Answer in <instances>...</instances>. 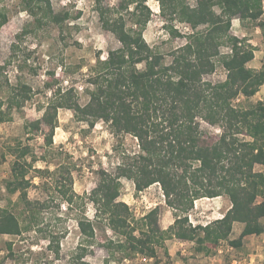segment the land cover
I'll list each match as a JSON object with an SVG mask.
<instances>
[{
    "label": "trees",
    "instance_id": "16d2710c",
    "mask_svg": "<svg viewBox=\"0 0 264 264\" xmlns=\"http://www.w3.org/2000/svg\"><path fill=\"white\" fill-rule=\"evenodd\" d=\"M146 1L121 0L117 6L106 7L98 2L96 11L101 24L116 36L120 46L108 50L105 58L96 55V64L87 79L92 86L87 102L80 104L73 88L55 91L41 118L26 122L29 133L40 131L41 123L48 127L43 135L47 146L53 144L59 108L73 110L76 120L85 121L89 127L102 120L114 135L131 134L138 140L134 162L119 163L114 172L100 170L97 184L88 194L95 217L104 219L117 238L96 241L93 222L79 219V231L86 244H78L72 258L75 264H88L83 257L88 246L96 244L111 252H139L156 259L155 244L169 237L194 241L197 252L211 254L222 240L228 239L234 221L243 227L237 238L228 240L232 246H240L244 236L264 233L260 220L264 217V171L254 170L256 164L264 165V101L249 108L232 103L239 94L250 97L256 93L264 84V67L249 68L247 62L254 57V46L229 32L232 18L237 16L241 21H255L264 37L262 0H195L194 6L185 0H158L162 15L170 14V21L177 19L192 29L185 35V42L170 51L168 63L164 54L149 46L143 37L151 15ZM21 3L38 27L46 21L59 24L68 17L67 12H53L50 0ZM121 10L129 11L131 27L126 28ZM6 21L7 15L0 9V27ZM201 25L204 28L198 29ZM166 27L180 35L172 24ZM26 31L24 28L21 33ZM225 44L230 50L220 53L219 46ZM216 62L224 68L225 78L216 82L204 79L205 74L213 72ZM139 63L144 64L143 68H138ZM28 97L9 95L7 108L20 107ZM198 118L217 125L219 136L205 138ZM8 119V114L0 110V122ZM239 134L243 138H238ZM10 151L16 159L11 164L6 189L19 193L25 209H37L34 206L40 203L27 196L30 180L26 175L32 163L19 160L30 153L29 146L18 142ZM36 171L40 175L50 172L47 168ZM121 177L131 179L136 191L159 183L165 203L181 214L177 212L173 223L163 230L156 223L155 206L143 215L146 229L140 226V236L134 234L136 226L129 220V206L118 200ZM63 179L57 191L71 205L74 194L67 192ZM68 179L67 184L71 181ZM222 194L227 195L230 206L221 217L204 225L192 226L188 222L186 211L195 199ZM34 222L31 211L27 225L22 227L12 210L0 206V234H20ZM53 248L58 254V244Z\"/></svg>",
    "mask_w": 264,
    "mask_h": 264
},
{
    "label": "rangeland",
    "instance_id": "374dc122",
    "mask_svg": "<svg viewBox=\"0 0 264 264\" xmlns=\"http://www.w3.org/2000/svg\"><path fill=\"white\" fill-rule=\"evenodd\" d=\"M120 1L50 0L53 12H67L68 17L59 24L46 21L38 27L34 17L23 9L21 0H0V9L7 15V21L0 27V110L9 116L8 120L0 122V206L12 210L22 227L27 225L31 211L36 218V222L20 234H0V264H71L78 244H86L78 226V220L82 218L93 222L96 241L117 238L104 219L95 217V207L88 194L96 186L100 170L114 172L117 164L134 162L133 156L139 151L137 138L124 133L114 135L102 120L89 127L85 121L76 120L73 110L59 108L53 144L47 146L43 135L48 127L41 123L40 131L29 133L26 122L41 118L55 91L73 88L72 93L79 103L87 102L88 90L92 89L87 79L96 64V55L105 58L108 50L120 46L116 36L103 28L96 6L98 2L101 7L117 6ZM185 1L190 6L195 5V0ZM145 3L151 15L143 29V37L149 46L164 54V61L168 63L170 51L183 44L185 35L192 29L177 19L170 21V14L162 15L158 0ZM262 3L264 18V0ZM129 6L131 9L132 5ZM121 12L126 28L131 27L133 20L129 11ZM168 24H172L180 35H174L166 27ZM24 28L27 31L21 33ZM203 28V25L198 27ZM229 32L246 38V42L254 46V57L247 66L253 70L262 69L264 37L256 22L241 21L234 16ZM229 48L227 44L220 45V53L228 52ZM137 66L143 68L144 64ZM203 78L221 81L225 78V70L220 62H216L213 72ZM14 93L18 98L25 94L29 97L20 107L8 109L6 100ZM260 100L264 101V84L253 96L237 95L232 103L236 107L249 108ZM197 121L205 138L219 136L221 131L217 125H210L200 118ZM237 137L243 138L241 134ZM18 142L29 146L30 153L19 160L32 163L26 175L30 180L27 196L40 203L34 206L37 209H25L19 193H10L5 186L11 164L16 159L10 147ZM46 168L50 170L48 174L40 175L36 171ZM254 170L264 171V165L256 164ZM69 177L71 181L67 184ZM62 179L66 181L67 192L74 194L71 205L57 191ZM120 184L118 200L129 206V220L136 226L134 234L140 236V228L146 229L143 215L155 206L158 208L156 223L160 229L165 230L173 223L178 211L165 203L159 183L141 191L135 190L131 179L121 177ZM229 206L225 194L195 199L192 208L186 211L188 222L192 226L204 225L221 217ZM260 220L264 224V217ZM242 227L241 222L234 221L228 239L222 240L211 254L197 252L194 241L169 237L155 244L156 259L139 252H111L96 244L88 246L83 260L88 264H152L154 260L158 264H264V233L244 236L238 247L229 244L228 240L237 238ZM56 244L58 254L53 251ZM73 262L75 264L74 259Z\"/></svg>",
    "mask_w": 264,
    "mask_h": 264
},
{
    "label": "crops",
    "instance_id": "0c3cea01",
    "mask_svg": "<svg viewBox=\"0 0 264 264\" xmlns=\"http://www.w3.org/2000/svg\"><path fill=\"white\" fill-rule=\"evenodd\" d=\"M251 60H252V59H251ZM251 60H250V61H251ZM248 63H249V62H247V65H248ZM252 96H253V95H252Z\"/></svg>",
    "mask_w": 264,
    "mask_h": 264
},
{
    "label": "built area",
    "instance_id": "2783aa9c",
    "mask_svg": "<svg viewBox=\"0 0 264 264\" xmlns=\"http://www.w3.org/2000/svg\"><path fill=\"white\" fill-rule=\"evenodd\" d=\"M240 95V94H239ZM193 226H194V224H193Z\"/></svg>",
    "mask_w": 264,
    "mask_h": 264
},
{
    "label": "clouds",
    "instance_id": "9594fccd",
    "mask_svg": "<svg viewBox=\"0 0 264 264\" xmlns=\"http://www.w3.org/2000/svg\"><path fill=\"white\" fill-rule=\"evenodd\" d=\"M203 225V224H202ZM195 226V225H194Z\"/></svg>",
    "mask_w": 264,
    "mask_h": 264
}]
</instances>
